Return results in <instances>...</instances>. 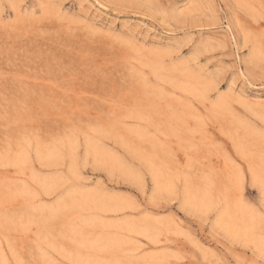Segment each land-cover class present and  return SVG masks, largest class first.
I'll list each match as a JSON object with an SVG mask.
<instances>
[{
	"label": "rangeland",
	"instance_id": "374dc122",
	"mask_svg": "<svg viewBox=\"0 0 264 264\" xmlns=\"http://www.w3.org/2000/svg\"><path fill=\"white\" fill-rule=\"evenodd\" d=\"M264 0H0V264H264Z\"/></svg>",
	"mask_w": 264,
	"mask_h": 264
},
{
	"label": "snow or ice",
	"instance_id": "6c2138e0",
	"mask_svg": "<svg viewBox=\"0 0 264 264\" xmlns=\"http://www.w3.org/2000/svg\"><path fill=\"white\" fill-rule=\"evenodd\" d=\"M260 187L261 195L264 196V177L260 178L259 183L257 184L256 178H253V187Z\"/></svg>",
	"mask_w": 264,
	"mask_h": 264
}]
</instances>
